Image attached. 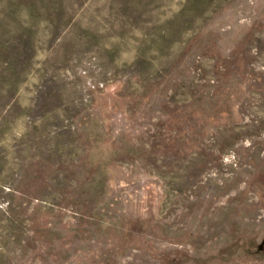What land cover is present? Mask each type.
I'll return each mask as SVG.
<instances>
[{"label": "rangeland", "instance_id": "rangeland-1", "mask_svg": "<svg viewBox=\"0 0 264 264\" xmlns=\"http://www.w3.org/2000/svg\"><path fill=\"white\" fill-rule=\"evenodd\" d=\"M0 264H264V0H0Z\"/></svg>", "mask_w": 264, "mask_h": 264}]
</instances>
